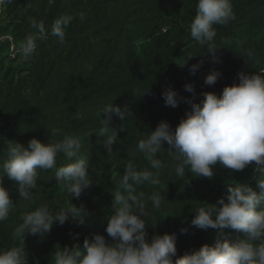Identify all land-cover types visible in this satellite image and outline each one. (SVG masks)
Masks as SVG:
<instances>
[{
    "label": "trees",
    "instance_id": "obj_1",
    "mask_svg": "<svg viewBox=\"0 0 264 264\" xmlns=\"http://www.w3.org/2000/svg\"><path fill=\"white\" fill-rule=\"evenodd\" d=\"M232 2L236 18L216 26L215 41L221 49L215 57L190 36L196 0H55L51 6L48 0H13L3 7L0 37L9 36L12 41H0V162L6 158L7 140L27 146L32 138L47 144L74 136L80 138L81 153L91 168L103 169L99 177L93 173V185L79 199L71 198L72 204L83 203L91 213L87 223L79 226L70 220L63 226L54 224L42 238L28 236L29 264H50L55 249L65 246L79 244L83 250V241L95 234L111 240L105 229L125 166L132 162L140 170L148 167L137 147L139 140L161 121L175 128L191 110L183 101L175 108L165 106L163 90L170 87L180 97L191 99L193 93L185 90V84L191 83L199 102L204 92L219 95L225 86L238 83L240 71L264 70V0ZM62 16L71 17V23L60 43L51 35V28ZM33 19L44 23L48 35L37 41L35 57L25 61L18 49L35 31ZM189 55L194 57L187 66H180ZM197 63L199 69L190 73L189 67ZM213 70L222 75L214 85H206L205 77ZM149 88L151 94H143ZM110 103L129 113L124 121L113 115L110 127L117 131L118 139L108 156L97 133L102 127V111ZM160 158L165 163L160 180L166 187V200L153 209L147 198L161 186L145 185L139 191L145 193L147 202L149 239L153 234L175 233L178 256L215 240L216 230L191 225L195 207L216 204L226 196V185L255 188L261 175L254 163L236 172L217 163L212 178L188 172L186 180H179L173 171L176 161L166 150ZM66 162L63 155L57 158V166ZM3 185L15 206L9 220L0 223V247L14 243V228L25 211L41 203L58 211L70 200L56 184L55 169L40 172L31 200L20 198L17 185L7 176ZM231 238L245 237L242 232H231Z\"/></svg>",
    "mask_w": 264,
    "mask_h": 264
},
{
    "label": "clouds",
    "instance_id": "obj_2",
    "mask_svg": "<svg viewBox=\"0 0 264 264\" xmlns=\"http://www.w3.org/2000/svg\"><path fill=\"white\" fill-rule=\"evenodd\" d=\"M12 2L0 0V10ZM54 2L48 0L49 6ZM235 18L232 0H196L195 15L189 25L190 36L200 45L207 46V53L215 57L221 49L215 41L216 26L227 25ZM70 23L69 16L56 19L51 35L63 43ZM31 26L35 31L26 36L18 49L25 61L35 57L37 41L46 39L48 35L43 22L38 23L33 19ZM248 55L251 56V52ZM192 57L189 55L179 65L187 66ZM200 66V63L192 64L190 73L195 74ZM262 74L264 70L251 74L240 71L237 73L238 83L225 86L219 95L204 92L199 102L195 100V87L191 83L185 84V90L193 93L191 99L180 97L170 87L163 90L161 95L165 106L175 108L183 101L189 104L191 110L175 128L167 121H161L146 138L139 140L137 147L148 167L140 170L132 162L125 166L120 187L114 192L113 214L108 217L105 229L111 240L95 234L91 240L83 241V250L79 244L55 249L50 264H264ZM221 75L213 70L205 77L204 83L212 86ZM145 93L150 95V88ZM102 112L104 118L97 135L103 138L107 155L111 156L112 145L118 139L117 131L110 127L113 115L124 121L129 111L110 103ZM81 148L80 138L74 136H64L47 144L32 138L27 146L7 140L6 158L0 162V223L9 220L15 206L3 185L5 176L15 182L20 198L31 200L32 190L38 187L40 172L55 169L56 184L68 194L70 200L58 211L47 203L25 211L14 228V243L0 247V264H29L25 247L28 236L42 238L54 224L63 226L70 220L79 226L87 223L91 213L83 203L79 206L72 204L71 198L79 199L93 185V173L99 177L103 169L91 168ZM165 150L176 161L173 171L179 180H186L188 172L194 177L212 178L217 163L233 172L242 171L254 163L261 173L255 188L239 183L226 185V196L219 198L216 204L201 203L194 208L191 225L205 231L214 229L216 236L211 245L204 244L183 256H178L175 233L153 234L149 239L147 202L145 193L139 191L145 185L161 186V190L153 191L147 198L153 209H159L166 200L163 195L166 187L161 185L160 180L165 168L160 154ZM61 155L67 162L57 166V158ZM231 232H242L245 238L233 241Z\"/></svg>",
    "mask_w": 264,
    "mask_h": 264
},
{
    "label": "built area",
    "instance_id": "obj_3",
    "mask_svg": "<svg viewBox=\"0 0 264 264\" xmlns=\"http://www.w3.org/2000/svg\"><path fill=\"white\" fill-rule=\"evenodd\" d=\"M2 14H3V10H0V26L2 24ZM0 41H12V38L9 36H1L0 37ZM12 51H14V47H12Z\"/></svg>",
    "mask_w": 264,
    "mask_h": 264
}]
</instances>
